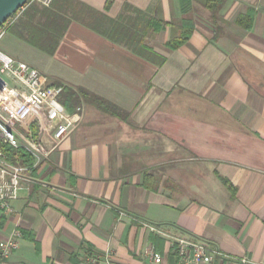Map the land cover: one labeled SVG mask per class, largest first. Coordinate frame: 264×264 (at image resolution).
Instances as JSON below:
<instances>
[{
	"label": "crops",
	"instance_id": "obj_1",
	"mask_svg": "<svg viewBox=\"0 0 264 264\" xmlns=\"http://www.w3.org/2000/svg\"><path fill=\"white\" fill-rule=\"evenodd\" d=\"M221 2L216 12L211 0L19 9L0 49L61 87L76 124L58 142L31 126L48 153L0 214V241L18 232L0 264H182L165 234L219 248L208 264H264V0ZM64 88L79 97L71 108Z\"/></svg>",
	"mask_w": 264,
	"mask_h": 264
},
{
	"label": "built area",
	"instance_id": "obj_2",
	"mask_svg": "<svg viewBox=\"0 0 264 264\" xmlns=\"http://www.w3.org/2000/svg\"><path fill=\"white\" fill-rule=\"evenodd\" d=\"M44 6L52 0H29ZM19 11V10H18ZM15 12L0 25V40L7 28L17 17ZM61 87L49 85L46 77L36 68L18 60L0 49V143L13 147H23L37 162L42 161L48 148L39 138H35L31 126L37 122L42 131H50L55 142L67 138L75 128L76 120L65 113L58 102ZM18 125L26 126V132H20ZM37 182L30 174V168L9 162L0 149V214L7 213L11 203L17 199L23 183ZM119 216L126 215L118 210ZM156 233L160 231L154 225L144 223ZM14 232L8 239L0 241V254L8 256L17 246ZM175 247L178 260L182 264L211 263L215 257L223 256L219 248L206 241L190 236L165 234ZM152 258V255L150 256ZM240 264H259L246 256L238 258Z\"/></svg>",
	"mask_w": 264,
	"mask_h": 264
},
{
	"label": "trees",
	"instance_id": "obj_3",
	"mask_svg": "<svg viewBox=\"0 0 264 264\" xmlns=\"http://www.w3.org/2000/svg\"><path fill=\"white\" fill-rule=\"evenodd\" d=\"M213 1V4L210 5V8L212 12H216L221 7V0H211ZM151 20V19H150ZM150 20L147 21V27L151 28L153 24L155 23L153 20L150 22ZM157 22V21H156ZM153 23V24H151ZM158 26H153L152 29L154 31H157L160 26L162 25V22L159 21L157 22ZM106 30V29H105ZM105 30L103 32H105ZM193 27L190 23L188 25H183V30L181 33V37L178 39H173L170 42H168V47L170 49H176L178 48L181 44H183L189 37L190 33L192 32ZM147 49V48H146ZM83 94L88 95L85 91L81 90ZM63 101L67 105L68 108H71L74 106L75 103L79 101L78 95L71 89L64 88L63 94ZM99 110L108 113L112 116L118 117V118H123L124 112L119 110L116 106L104 101L103 99L97 97V96H90L89 99ZM127 115L125 119H127ZM36 130V127H34ZM36 135V132H35ZM0 149L3 151L5 154L7 160L11 162L12 164H21L24 166L29 167L31 170L33 169V163H34V157L23 147H13L8 144H3L0 143Z\"/></svg>",
	"mask_w": 264,
	"mask_h": 264
},
{
	"label": "water",
	"instance_id": "obj_4",
	"mask_svg": "<svg viewBox=\"0 0 264 264\" xmlns=\"http://www.w3.org/2000/svg\"><path fill=\"white\" fill-rule=\"evenodd\" d=\"M29 0H0V25Z\"/></svg>",
	"mask_w": 264,
	"mask_h": 264
}]
</instances>
